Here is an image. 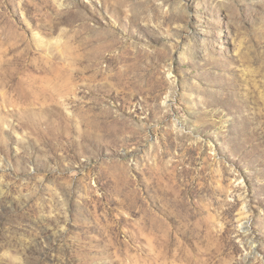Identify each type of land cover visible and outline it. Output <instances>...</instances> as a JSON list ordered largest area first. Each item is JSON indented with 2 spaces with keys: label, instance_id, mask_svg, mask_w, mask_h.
<instances>
[{
  "label": "rangeland",
  "instance_id": "rangeland-1",
  "mask_svg": "<svg viewBox=\"0 0 264 264\" xmlns=\"http://www.w3.org/2000/svg\"><path fill=\"white\" fill-rule=\"evenodd\" d=\"M0 264H264V0H0Z\"/></svg>",
  "mask_w": 264,
  "mask_h": 264
}]
</instances>
